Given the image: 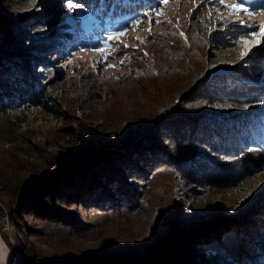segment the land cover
<instances>
[{
    "label": "trees",
    "instance_id": "16d2710c",
    "mask_svg": "<svg viewBox=\"0 0 264 264\" xmlns=\"http://www.w3.org/2000/svg\"><path fill=\"white\" fill-rule=\"evenodd\" d=\"M226 1L243 3L248 11L254 1L264 7V0ZM65 3L70 4L74 21L62 13L61 5ZM34 4H41L45 13L27 22L30 35L16 31L15 20L0 18V115L18 110L13 98L47 108L55 87L51 83L50 73H55L51 65L60 50L82 44L81 49L88 43L105 48L114 38L143 28L166 3L0 0V9ZM77 4L84 7H75ZM193 19L197 20L193 17L190 21ZM234 29L238 37L248 33V27ZM177 31L172 35L180 32ZM181 32L188 38L173 36L181 45L173 49L177 62L187 60L192 34L195 44L202 46L205 40L191 23ZM163 42L168 48L164 39H158L157 44ZM218 44L220 50L227 49L225 43ZM237 61L230 60L228 70L221 59L200 75H193L186 61V73L193 78L186 88L183 84L184 88L175 93L172 106L156 114H135L120 133L110 132L105 141L88 131L85 139L79 136L74 150L59 153L49 167H32L24 171L23 177L18 174L20 170L0 173V218L7 214L15 230L12 243L1 228L0 239L11 252L20 254L17 264H241L249 259L251 264L258 263L264 254V197L254 203V213L241 216L239 224L234 223L240 217L238 210L220 206L202 216L188 215L179 211L185 207L181 201L183 204L167 212V216L161 213L149 231H129L126 241L117 236L101 237L91 243L100 225L86 220L88 215L102 214L98 222L108 225L111 218L138 212L144 201V194L140 196L138 191L143 190L139 182L150 180L160 167L174 169L195 187L229 192L248 172L264 164L259 125H232L227 129L213 117H225L224 106L229 104L237 106L238 114H250L249 105L264 102V73L258 72L261 63L264 66V54H252L236 66ZM155 64L150 62L147 76L154 77L157 71L167 69L166 64L152 68ZM33 68L43 71L37 79L31 74ZM223 70H228L232 79ZM255 118L264 123L263 114H255ZM27 165L35 166L32 162ZM79 208L85 214L77 211Z\"/></svg>",
    "mask_w": 264,
    "mask_h": 264
},
{
    "label": "rangeland",
    "instance_id": "374dc122",
    "mask_svg": "<svg viewBox=\"0 0 264 264\" xmlns=\"http://www.w3.org/2000/svg\"><path fill=\"white\" fill-rule=\"evenodd\" d=\"M225 4L227 7L222 5L220 0L170 1L160 8L158 15L151 20V25L148 19L143 28L127 32V35L118 39L114 38L107 47L102 48V52L97 51L100 46H90L89 43L84 44L85 48L81 49L79 48L82 44H79V48L64 52L60 50L57 59L55 58L51 65L53 66L51 69L55 71L50 73L51 83H55V87L54 91L50 92L49 97L52 101L49 99L51 103L48 107L44 108L46 105L34 107L31 103L25 104V100L17 102V98H13L12 102L17 105L18 110L0 115V173L5 175L20 170L18 174L23 177L24 171L32 167L35 169L49 167L59 153L74 150L78 146L79 136L85 139L88 131L99 138H104L105 141L110 132L120 133L135 114L144 112L156 114L163 108L172 106L173 102L174 104L176 102L173 101L175 93L186 88L193 75H200L205 68L214 67L221 59L224 66L230 60L238 59L237 64L235 63L237 66L246 62L252 54H264V7L259 5L258 1L252 2L249 8L252 15L249 16L244 11L233 12L231 9L233 3L225 0ZM61 8L62 13L74 21L75 15L71 13L70 4L65 3ZM44 13L45 9L41 4H34L33 7L12 6L6 10L0 9V18L7 16L15 20L17 25L15 30L30 35L27 22ZM193 17L197 20L190 21ZM190 23L198 34L204 35L205 38L201 46L194 43L196 40L194 34L191 36L192 45L189 42L191 47L186 61L190 63L192 76L186 73L185 59L174 61L173 51L174 47L181 46L180 42L175 40L177 34L184 39L188 38V35L181 34V28L183 31ZM246 25L254 27H248L247 35L238 37L234 27L246 28ZM175 31L180 32L172 35ZM251 33L256 35L251 36ZM158 39H164L169 47L167 48L164 42L157 44ZM220 41L226 44L227 49L220 50L218 47ZM245 41L247 47L242 46ZM234 42L236 46L231 44ZM42 49L40 46L39 50ZM181 49L186 55L185 49ZM241 52H248V55L241 57ZM151 61L156 63L155 66L151 65L152 68L157 69L158 65L166 64L167 69L157 71L154 77H149L146 74ZM30 63L34 65L33 60H30ZM261 65L258 72L264 73V66L262 63ZM226 69L229 70V67L226 66ZM228 70L222 72L228 75ZM31 74L37 79L38 74L42 75L43 71L33 68ZM136 76L138 77L135 78ZM224 108L225 117L219 118V114L213 116L222 123V127L225 126L227 129L232 125L246 127L245 125L250 123L259 125L263 133L260 139L264 142V123L255 118V114L264 115V102L249 105L250 114H238L237 106L235 108L230 104ZM217 109L222 111L223 108ZM229 112L235 113L227 114ZM29 162L35 166H28ZM139 184L143 185V190L138 191L140 196L144 194V201L138 212L111 218L112 221L110 220L108 225L98 222L101 221L100 217H104L102 214L85 215L87 221L100 225L97 228L100 230L94 233L97 237L91 240V243L99 241L101 237L117 236L126 241L130 238L128 232L131 230L139 231L138 234L149 231L150 227L154 228L161 213L163 217L167 216V212L183 204L181 201L187 208L180 207L179 211H185L188 215L194 213L202 216L220 206L238 210L240 217L234 219V223L239 224L241 216L254 213V203L264 197V164L248 172L244 180L239 181L234 190L229 192L195 187L192 182L182 180L174 169L163 167H160L150 180L140 181ZM77 211L85 214L81 208ZM3 214L0 218V228L8 233L7 240L12 243L11 238L15 230L11 227L7 214ZM1 241L11 253L10 259L17 264L20 254L17 251L11 252L6 242ZM259 257L256 264H264V254ZM251 263L253 261L249 259L242 261L241 264ZM0 264H7V256L2 249Z\"/></svg>",
    "mask_w": 264,
    "mask_h": 264
},
{
    "label": "snow or ice",
    "instance_id": "6c2138e0",
    "mask_svg": "<svg viewBox=\"0 0 264 264\" xmlns=\"http://www.w3.org/2000/svg\"><path fill=\"white\" fill-rule=\"evenodd\" d=\"M164 3H168L169 0H163ZM220 3L222 5H225V7H227V5L225 4V0H220ZM75 7H84L83 5L77 4L75 5ZM231 9L233 12H239V11H244L247 15L251 16L252 13L248 11V9L246 7H244L243 3H234L231 5ZM148 23L151 25V19H149ZM247 27H254V25H246ZM149 31H151V27L149 28ZM124 33H121L120 35H123ZM251 36H255L256 33H251ZM243 47H247V42L245 41L244 43H242ZM97 51L102 52L103 49H97ZM248 55V52H241V57H244ZM123 62V61H121ZM111 66V65H110Z\"/></svg>",
    "mask_w": 264,
    "mask_h": 264
},
{
    "label": "bare ground",
    "instance_id": "6f19581e",
    "mask_svg": "<svg viewBox=\"0 0 264 264\" xmlns=\"http://www.w3.org/2000/svg\"><path fill=\"white\" fill-rule=\"evenodd\" d=\"M0 249L3 250L4 254L7 256V264H16L11 258V253L8 252L7 248L5 247L4 243L0 240Z\"/></svg>",
    "mask_w": 264,
    "mask_h": 264
}]
</instances>
